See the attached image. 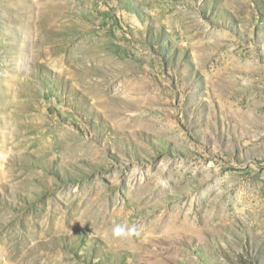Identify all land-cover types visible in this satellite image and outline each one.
Here are the masks:
<instances>
[{
  "label": "rangeland",
  "instance_id": "1",
  "mask_svg": "<svg viewBox=\"0 0 264 264\" xmlns=\"http://www.w3.org/2000/svg\"><path fill=\"white\" fill-rule=\"evenodd\" d=\"M0 264H264V0H0Z\"/></svg>",
  "mask_w": 264,
  "mask_h": 264
}]
</instances>
